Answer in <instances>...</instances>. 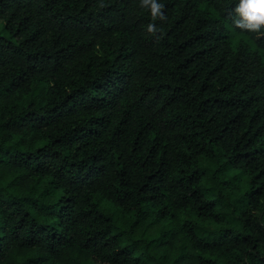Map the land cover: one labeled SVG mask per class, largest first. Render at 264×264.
<instances>
[{
	"label": "trees",
	"instance_id": "16d2710c",
	"mask_svg": "<svg viewBox=\"0 0 264 264\" xmlns=\"http://www.w3.org/2000/svg\"><path fill=\"white\" fill-rule=\"evenodd\" d=\"M163 2L0 0V264H264V35Z\"/></svg>",
	"mask_w": 264,
	"mask_h": 264
},
{
	"label": "clouds",
	"instance_id": "9594fccd",
	"mask_svg": "<svg viewBox=\"0 0 264 264\" xmlns=\"http://www.w3.org/2000/svg\"><path fill=\"white\" fill-rule=\"evenodd\" d=\"M141 8L150 14L151 21L146 25L148 33H156L159 25L156 21H166L163 0H139ZM230 22L234 28L257 37L264 35V0H236L230 8Z\"/></svg>",
	"mask_w": 264,
	"mask_h": 264
}]
</instances>
